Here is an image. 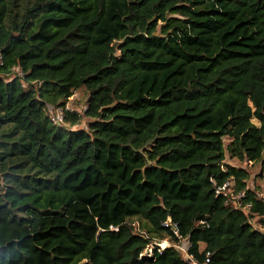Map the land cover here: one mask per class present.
I'll return each instance as SVG.
<instances>
[{
	"label": "trees",
	"instance_id": "1",
	"mask_svg": "<svg viewBox=\"0 0 264 264\" xmlns=\"http://www.w3.org/2000/svg\"><path fill=\"white\" fill-rule=\"evenodd\" d=\"M0 54V264H264V0H0Z\"/></svg>",
	"mask_w": 264,
	"mask_h": 264
},
{
	"label": "rangeland",
	"instance_id": "2",
	"mask_svg": "<svg viewBox=\"0 0 264 264\" xmlns=\"http://www.w3.org/2000/svg\"><path fill=\"white\" fill-rule=\"evenodd\" d=\"M88 99H89V94H87L84 91H78L75 93L67 103V108L70 110H78L82 114V119L81 121L75 126L76 128H87L88 121L92 120V117L89 115L85 114V109L88 105ZM255 122L258 124V122L255 120ZM75 128V129H76ZM228 138H226V142H228ZM228 152V150H227ZM229 155V154H227ZM227 163L234 165L239 168H244L249 172L250 177L246 180L243 179V181L246 183V185L249 187V189L253 187H258L259 189L264 187V164L262 162H248V161H241L238 158H232L227 156L226 158ZM236 187V183L234 181L231 182V189L233 190ZM247 209V208H245ZM257 217L253 218V223L256 227L259 229L264 230V227H260V225L256 222ZM165 241V240H164ZM169 242V241H168ZM165 243V247L170 245ZM190 245L189 240L187 239H182L176 247L178 250L181 252L182 256L186 259H189L187 251H188V246Z\"/></svg>",
	"mask_w": 264,
	"mask_h": 264
},
{
	"label": "built area",
	"instance_id": "3",
	"mask_svg": "<svg viewBox=\"0 0 264 264\" xmlns=\"http://www.w3.org/2000/svg\"><path fill=\"white\" fill-rule=\"evenodd\" d=\"M3 64V58H2V55L0 54V65ZM19 70V68H17ZM50 118L51 120L58 124V125H61L62 123H64V113H63V109L62 108H57L54 110V112H51V115H50ZM231 182L232 181H227L221 185H218L216 187V196H220V195H224L227 197V200L228 202L230 201L232 204L238 206V207H241V208H246V207H249L250 204H244L243 203V200L245 199L246 197V193H247V190L249 189V187L246 185L244 189L242 190H238L236 191V188H234L233 190L231 189ZM170 221L171 219H168V221L164 222V225L165 226H168L170 225ZM114 228L113 226H111V229ZM174 232L175 234L180 238V241L183 239L181 238V235L179 233V230L177 228V224L174 225ZM169 240H165V241H162V242H158L157 244H154V243H151L148 245V247L142 252V256H148V257H152L154 256L155 254V249H159L161 248L162 250H164L166 247H168V245L165 247V243L163 242H166V244H169L168 242ZM191 245V244H190ZM190 245L188 246V251H187V254H188V257H189V260H191L192 264H200L198 263L194 258L193 256L189 253V247ZM171 246V244L169 245ZM210 256H211V253L208 252L206 254V260L204 263L202 264H210Z\"/></svg>",
	"mask_w": 264,
	"mask_h": 264
},
{
	"label": "bare ground",
	"instance_id": "4",
	"mask_svg": "<svg viewBox=\"0 0 264 264\" xmlns=\"http://www.w3.org/2000/svg\"><path fill=\"white\" fill-rule=\"evenodd\" d=\"M157 251H158V252H161V251H162V249H161V248H159Z\"/></svg>",
	"mask_w": 264,
	"mask_h": 264
}]
</instances>
